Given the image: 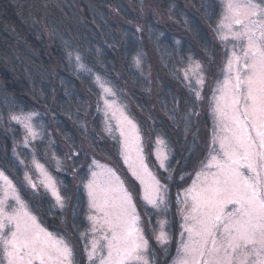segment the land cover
Wrapping results in <instances>:
<instances>
[{"label": "trees", "instance_id": "trees-1", "mask_svg": "<svg viewBox=\"0 0 264 264\" xmlns=\"http://www.w3.org/2000/svg\"><path fill=\"white\" fill-rule=\"evenodd\" d=\"M220 13V0H0V169L13 179L44 227L68 239L77 264L83 262L87 237L84 185L90 156L123 169L117 141L100 126L94 77L126 91L129 114L144 140L150 134L165 139L169 172L157 170L149 141L145 151L175 206L176 194L190 183L206 156L212 131L208 102L196 99L182 69L189 59L199 61L206 81L214 84L226 55L214 30ZM77 54L90 71L79 67ZM210 86L202 93L207 99ZM26 113L36 114L38 138L31 145L39 160L48 163L65 196L62 209L49 193L29 189L20 171L23 164L14 165L15 149L29 161L18 147L24 130L11 119ZM38 118H44L45 125ZM50 132L63 170L43 158ZM122 175L138 209L145 210L138 183L126 172ZM174 222L177 233V217ZM174 250L173 243L163 264Z\"/></svg>", "mask_w": 264, "mask_h": 264}, {"label": "snow or ice", "instance_id": "snow-or-ice-1", "mask_svg": "<svg viewBox=\"0 0 264 264\" xmlns=\"http://www.w3.org/2000/svg\"><path fill=\"white\" fill-rule=\"evenodd\" d=\"M214 30L225 44L234 43L223 69L224 79L212 92L214 127L209 157L184 189L183 199L177 198L182 223L174 264H264V0H224ZM68 55L72 57L71 52ZM75 60L90 71L79 54ZM135 62L141 63L139 56ZM193 77L202 89L205 77L199 62L184 72L190 91L199 100L201 91L192 85ZM100 87L115 95L103 83ZM104 104L105 116L111 112L117 120L121 155L140 182L142 199L152 208L167 211L168 185L149 170L139 129L114 101L105 99ZM22 115L23 121L18 115L11 119L23 122L34 139L33 114ZM106 131L112 133L110 124ZM156 143L165 145L159 137ZM156 158L160 168L169 172L165 148H157ZM92 163L98 170L91 172L84 185L93 234L90 248H85L89 264H150L149 240L132 193L113 169L96 160ZM34 164L40 173L39 185L26 173L29 186L43 187L56 206L64 208L65 196L54 177L38 161ZM0 181V264H75L72 246L40 224L3 170ZM165 223L159 221L155 234L162 246L171 239Z\"/></svg>", "mask_w": 264, "mask_h": 264}, {"label": "rangeland", "instance_id": "rangeland-1", "mask_svg": "<svg viewBox=\"0 0 264 264\" xmlns=\"http://www.w3.org/2000/svg\"><path fill=\"white\" fill-rule=\"evenodd\" d=\"M220 4H221V13H220V19H221V16L223 14V11H224V0H220ZM219 19V21H220ZM219 23V22H218ZM218 25V24H217ZM216 40L218 43H221L223 44V47L225 48V52H226V55H225V59H224V62L223 64L218 67V72H219V75L217 77V79L215 80L214 84H212L211 86L209 85V83L206 81H204V85L202 87V89H200V87L198 85L195 84V77L192 78V85L194 87H196L198 90L201 91V98L203 97L202 101H203V104L205 105L207 102H208V106H209V114H210V117H211V120H212V131H211V138L209 140V144H208V148H207V151L206 152V156H204V159H202L199 163V166L196 170V172L200 169V166H201V163H206L207 162V159L209 157V148H210V145H211V141H212V135H213V127H214V119H213V115H212V112H211V97H212V92H213V89L216 88L217 86V82L218 81H222L224 79V72H223V69H224V66H225V63H226V59H227V55L231 53V50H232V44L234 42H228V43H224L222 42L218 36H217V32H216ZM194 62H199V61H196L194 59H189V61L187 62V64L184 66V68L182 69V78L184 80V82L187 84V86L189 87V81L186 80L184 78V72H185V69H187L189 67L190 64L194 63ZM200 63V62H199ZM201 64V63H200ZM202 66V72H203V75L204 77L206 78V72H205V68L203 64H201ZM140 67V69H142L144 67V65H140L138 66ZM146 69L148 70L147 66H146ZM98 76H95L94 77V85L97 89V101H96V108H97V112H98V117H99V120H100V126L102 128V131L104 132L105 135L109 136L110 139H112L113 141H117V154L120 158V161H121V166H123V169H118L117 167L114 166L113 162L111 160L107 161L105 160V158H98L97 156H94L93 154L90 156V163H89V166H91V168L88 166V178H91V172L92 171H97L98 169H96L95 165H93V160H96L98 161L101 165H106L107 167L113 169L116 174L118 176H120V178L124 181V185L125 187L132 193V196H133V191H132V188H130L128 185V183L125 181L124 177H122V171L123 172H126L134 181H136V183H138L139 185V190H140V199L142 200V204H143V207L145 208V210L143 209L142 211L138 209L137 207V211L140 213V217H141V227L144 229V234L146 236V238L149 240V252H148V259L150 261V264H163L164 260L166 259V257L169 255V251L172 247V244L174 243L175 245V250H174V255L173 257L171 258V260H169V262L167 264H174V260L177 256V248H178V245L180 243V232H181V228H180V225L182 223V218L179 214V211L178 209L181 207V205H179L177 203V198L179 197L180 199H183V191L185 188H187L191 183H192V180L195 178V173L194 172V175H193V178L192 180L190 181V183H188V185L186 187H184L181 191H179L178 194H176L175 196V199H174V202H175V206H172L170 203H169V208L167 211H165L163 209V207H161L160 209H155V208H152L150 205H147L146 202L142 199V196H143V191H142V187L140 185V182L138 180H136L135 177L132 176L131 172L129 171L128 169V166L124 163V158L123 156L121 155V143H120V133L118 130H116L117 128V120L112 118V114L111 112H108V115L107 117L105 116V104H104V100L107 99L109 101H114L115 104L123 109L125 115H127L137 126V128L139 129V134L141 133V129L137 123V121L132 117L130 113V109H129V104H127V93L126 91H123V90H116L114 89L110 84H107V82L101 78L99 80V82L97 81V78ZM103 83L105 86L109 87L112 89V91L115 93L114 96H111V95H108L106 93H104L103 89L100 87V84ZM210 86V89H211V92H210V96H209V99H207V96H203V91L206 87H209ZM205 102V103H204ZM206 107V106H205ZM204 107V108H205ZM26 114H33L31 116V124L34 128V130L36 131V133L38 134L37 132V129L36 128V114L35 113H26ZM25 114V115H26ZM117 115H119V113H117ZM21 120L23 121V115H21ZM39 122L41 125H45V119L44 118H38ZM16 121V120H15ZM17 123H19L22 127V129L24 130V138L21 142H19L18 144V147H21L22 148V152L24 153L25 156H28L29 157V161L28 162H24L23 158H21V154H20V151L18 149H15L13 150L14 151V154L12 155L13 157V162H14V165L18 168L19 165L22 166L23 164V167L21 168V172H22V177H23V182L24 184L31 190H34V191H38V190H42L44 192H46L47 194L49 192H47L43 187H38L37 189H32L29 184L27 183V181L25 180V174L27 173L28 176H30L34 182H36L38 185H39V178H40V173L38 172V170L36 169L35 167V164H34V161H38L41 165L44 166V169L47 170L53 177L54 175L50 172L51 170H49V168L47 167L48 163L47 162H44L43 160H39L40 158L37 157L35 151L33 150V146L31 145V143H36V140L38 138V135H36V137L33 139V137L31 135L28 134L27 132V129L24 127V123L23 122H18L16 121ZM110 124L112 126V133L110 134L108 131H106V125ZM48 140L45 141L46 144L43 145V147L45 148L44 149V153H43V158L44 160L46 161H49L51 163L52 161V164L54 165V167L56 169H59V170H63L61 169V159H59V157L56 155V153L54 152V149L53 146L50 144V141H52L54 143L55 139L53 138V135L52 133H48V136H47ZM115 137V138H113ZM140 137H141V146L143 147V154H144V157H145V162L147 163L148 165V168L149 170L155 175L156 174V169L151 167L149 164H148V160H147V155H146V142H150L151 146H152V151H151V154L153 155L154 159H155V162H156V168L157 170H162L164 171V169L160 168L159 166V161L157 160L156 158V150L158 147H161V148H165V150L169 153V150L166 146V141L165 139L160 136V135H152L150 134L148 136V140H144L142 134H140ZM160 138L162 139L163 141H165V145H161V146H158L156 141H157V138ZM44 139V138H42ZM170 156V155H169ZM168 163V162H167ZM1 170V169H0ZM7 175V173H5ZM12 181L13 179L7 175ZM157 179L158 176L156 175ZM55 179V177H54ZM56 180V179H55ZM160 180V179H159ZM57 182V181H56ZM87 182V181H86ZM0 183H2V181H0ZM14 183V181H13ZM162 184H164L162 181H161ZM16 185V183H14ZM58 185V183H57ZM17 187V185H16ZM59 187V186H58ZM18 189V187H17ZM86 190V188H84ZM19 190V189H18ZM21 194V193H20ZM169 194V192H168ZM49 195L52 197V195L49 193ZM22 196V195H21ZM23 198V197H22ZM53 198V197H52ZM24 199V198H23ZM167 199H169V197H167ZM133 200L135 202V199L133 197ZM53 201L54 198H53ZM169 201V200H168ZM10 204L13 203L12 201L9 202ZM86 203H87V215H86V218L91 214L90 212V209H89V203H88V195H87V190H86ZM136 203V202H135ZM29 206V205H28ZM30 208V206H29ZM31 210V208H30ZM32 211V210H31ZM33 213V212H32ZM34 214V213H33ZM35 215V214H34ZM36 216V215H35ZM177 217L178 219V223H177V233L176 231L174 232V226H175V218ZM38 218V217H37ZM87 220V223H88V228H87V237H86V240L85 241V244H84V258H83V262L82 264H89V260H88V257H87V254L85 252V248L86 246L90 248V244H91V240L93 238V234L91 233L90 229H91V222L88 220V218L86 219ZM38 221L40 222V219L38 218ZM150 221V223H149ZM159 221H166L165 223V231L168 232L169 236H170V242L167 244V245H160L157 243L156 239H155V234H157L159 232V228H160V225H159ZM40 224L44 227V225L40 222ZM53 233V232H52ZM148 233V234H147ZM55 234V233H54ZM57 236H60L58 234H55ZM150 236V237H149ZM176 236V237H174ZM63 237V236H62ZM151 238L154 243H155V247L151 245V242H150V239ZM67 242H68V239L63 237ZM70 244V242H68ZM71 245V244H70ZM72 246V245H71ZM74 262H75V257H74ZM75 264H77L75 262ZM81 264V263H80Z\"/></svg>", "mask_w": 264, "mask_h": 264}]
</instances>
